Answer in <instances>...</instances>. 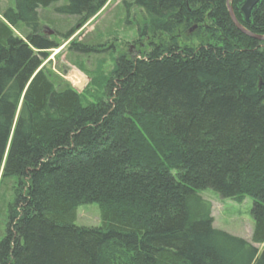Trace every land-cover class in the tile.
<instances>
[{"label":"trees","instance_id":"trees-1","mask_svg":"<svg viewBox=\"0 0 264 264\" xmlns=\"http://www.w3.org/2000/svg\"><path fill=\"white\" fill-rule=\"evenodd\" d=\"M59 1L0 4V264H264V0L249 21L246 0H132L151 50L119 53L87 104L42 67L58 43L39 9ZM107 2L57 6L77 19L63 38ZM206 189L252 197V242L214 227ZM88 203L101 225L76 223Z\"/></svg>","mask_w":264,"mask_h":264},{"label":"rangeland","instance_id":"rangeland-1","mask_svg":"<svg viewBox=\"0 0 264 264\" xmlns=\"http://www.w3.org/2000/svg\"><path fill=\"white\" fill-rule=\"evenodd\" d=\"M67 1L60 0L49 8L39 9L38 32L58 43L57 48L46 51V57L42 58V67L53 78H61L68 82L80 94L85 104L93 103L103 96L104 85L119 53L126 52L130 56L139 57L145 56L151 50L149 43L141 40L138 33L144 12L135 6L132 0H108L93 18L66 40L62 35L75 26L77 19L60 14L55 8ZM0 4L5 8L13 5L14 0H0ZM14 31L24 38L23 31H30V28L21 23ZM73 42L92 45L99 51L81 54L72 49ZM10 184L12 183L9 182ZM200 193L212 202L215 228L252 242L254 221L251 213L253 206L251 196H247L243 202H238L232 198H222L212 189ZM13 196L11 188L3 187L0 193V239L5 230L7 205L13 200ZM101 222L98 203L78 207L76 221L78 225L99 226ZM255 245L260 252L264 250V243Z\"/></svg>","mask_w":264,"mask_h":264},{"label":"water","instance_id":"water-1","mask_svg":"<svg viewBox=\"0 0 264 264\" xmlns=\"http://www.w3.org/2000/svg\"><path fill=\"white\" fill-rule=\"evenodd\" d=\"M230 2V0H228ZM260 0H246L245 3L242 6V12L246 18L247 21H249L250 15H251V11L254 8V6L259 2ZM229 11L231 13V16L234 20V22L236 23V25L244 32L248 31L242 26V24L238 21L237 17L234 14L233 8L232 6L229 4Z\"/></svg>","mask_w":264,"mask_h":264}]
</instances>
